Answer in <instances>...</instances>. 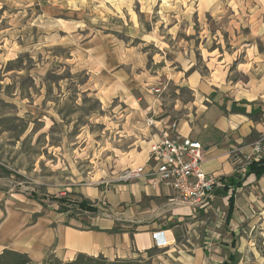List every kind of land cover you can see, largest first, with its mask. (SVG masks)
<instances>
[{
  "label": "rangeland",
  "instance_id": "374dc122",
  "mask_svg": "<svg viewBox=\"0 0 264 264\" xmlns=\"http://www.w3.org/2000/svg\"><path fill=\"white\" fill-rule=\"evenodd\" d=\"M192 73L223 113H261L264 0H0V190L102 217L155 122L190 110ZM248 230L235 264H264Z\"/></svg>",
  "mask_w": 264,
  "mask_h": 264
},
{
  "label": "crops",
  "instance_id": "0c3cea01",
  "mask_svg": "<svg viewBox=\"0 0 264 264\" xmlns=\"http://www.w3.org/2000/svg\"><path fill=\"white\" fill-rule=\"evenodd\" d=\"M187 83L192 96L190 110L177 124L155 122L153 134H147L148 142L141 145V164L136 166L148 165L150 145L172 135L173 124L182 138L200 143L201 168L217 179L241 172L235 156L250 154L261 139L260 156L264 157V106L258 121L247 114L258 111L260 105L246 98L245 114H225L219 108L223 99H208L217 89L197 81L194 73ZM220 190H214L211 206L197 209L180 202L166 185L152 187L144 179L122 182L114 186L115 200L106 204L105 214L88 220L61 210L60 201L36 202L0 190V254L5 250L22 253L31 264H44L48 256L68 262L79 254L100 256L110 263L222 264L230 254L240 253L246 230L264 224V175L258 180L248 177L235 191L228 221L229 191L223 195ZM239 191L245 194L237 198ZM254 210L260 211L259 215L253 214ZM159 231L165 232L168 244L157 248L151 234Z\"/></svg>",
  "mask_w": 264,
  "mask_h": 264
},
{
  "label": "built area",
  "instance_id": "2783aa9c",
  "mask_svg": "<svg viewBox=\"0 0 264 264\" xmlns=\"http://www.w3.org/2000/svg\"><path fill=\"white\" fill-rule=\"evenodd\" d=\"M176 126L170 127L172 135H164L158 142L150 145L148 165L124 169L117 181L131 182L144 179L152 187L166 185L182 203L193 208L211 206L213 193L222 186L219 179L206 174L202 168L203 149L199 142L182 138L176 133ZM261 140H258L250 154L235 156L242 166L241 171L252 159L261 155ZM163 231L151 234L157 248L168 244Z\"/></svg>",
  "mask_w": 264,
  "mask_h": 264
},
{
  "label": "trees",
  "instance_id": "16d2710c",
  "mask_svg": "<svg viewBox=\"0 0 264 264\" xmlns=\"http://www.w3.org/2000/svg\"><path fill=\"white\" fill-rule=\"evenodd\" d=\"M243 105L247 104L245 101L241 102ZM232 113H241L245 114V108H239L236 106L235 103L231 104ZM257 112L258 111H251L250 114H247L249 118H253L256 120L257 118ZM260 114V112H258ZM264 175V157L259 156L256 159H252L248 164L245 166L243 171L237 170L232 176L228 178H220L219 181L221 182L222 186L220 187V191L224 194H226L229 191L228 195V210L226 214V221L230 219L231 216V210L233 209V200H234V194L235 191L239 188H241L244 185V182L247 180L248 177L253 176L256 180L261 178ZM76 207L77 210L80 212H86L90 214H95L97 212V207L94 206L93 203H91L88 200L81 199L77 201ZM61 210L66 211L64 208H61ZM235 254H230L226 261H224L222 264H235ZM0 264H31L30 259L27 257V255L8 251L5 250L0 254ZM44 264H136L134 262H122V261H116V262H107L102 257H89L83 254L77 255V257L68 262H62L55 258L54 256H48V258L44 261Z\"/></svg>",
  "mask_w": 264,
  "mask_h": 264
}]
</instances>
